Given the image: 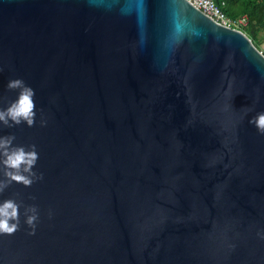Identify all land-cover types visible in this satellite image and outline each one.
<instances>
[{
  "label": "water",
  "instance_id": "1",
  "mask_svg": "<svg viewBox=\"0 0 264 264\" xmlns=\"http://www.w3.org/2000/svg\"><path fill=\"white\" fill-rule=\"evenodd\" d=\"M14 78L36 123L0 135L36 145L43 178L0 193L22 202L0 264H264V54L245 33L188 0H0V107Z\"/></svg>",
  "mask_w": 264,
  "mask_h": 264
},
{
  "label": "clouds",
  "instance_id": "2",
  "mask_svg": "<svg viewBox=\"0 0 264 264\" xmlns=\"http://www.w3.org/2000/svg\"><path fill=\"white\" fill-rule=\"evenodd\" d=\"M10 91H16L14 100L0 107V126L13 128L21 124L33 127L36 123L37 109L34 100L35 91L21 78L10 79L6 85ZM254 125L260 135H264V111L257 113L248 121ZM46 120L41 114L40 125L44 126ZM15 135H0V193H3L13 183L31 187L34 182L43 178L33 169L39 159L35 144L17 145L14 143ZM22 202L14 198L0 201V235H13L20 228V208ZM24 223L35 234L39 219L38 209L35 205L24 206ZM260 235V234H258ZM264 239V235H261Z\"/></svg>",
  "mask_w": 264,
  "mask_h": 264
},
{
  "label": "trees",
  "instance_id": "3",
  "mask_svg": "<svg viewBox=\"0 0 264 264\" xmlns=\"http://www.w3.org/2000/svg\"><path fill=\"white\" fill-rule=\"evenodd\" d=\"M215 2L230 18L244 15L246 24L242 31L251 40H255V45L260 42L256 39V33L257 30L264 32V0H215Z\"/></svg>",
  "mask_w": 264,
  "mask_h": 264
},
{
  "label": "built area",
  "instance_id": "4",
  "mask_svg": "<svg viewBox=\"0 0 264 264\" xmlns=\"http://www.w3.org/2000/svg\"><path fill=\"white\" fill-rule=\"evenodd\" d=\"M193 6L200 9L204 14L211 17L216 22L239 29V27L246 24V18L244 15L236 18H230L220 8L215 0H188Z\"/></svg>",
  "mask_w": 264,
  "mask_h": 264
},
{
  "label": "rangeland",
  "instance_id": "5",
  "mask_svg": "<svg viewBox=\"0 0 264 264\" xmlns=\"http://www.w3.org/2000/svg\"><path fill=\"white\" fill-rule=\"evenodd\" d=\"M245 25H243V26H241V27H239V30L240 31H242L243 30V27H244ZM243 32V31H242ZM243 33H245V32H243ZM264 37V32L262 31V30H257V33H256V39L258 40V41H260V42H258V43H256V45L254 44V41L253 40H251L250 38V40H251V42L263 53V51H264V40H262V38Z\"/></svg>",
  "mask_w": 264,
  "mask_h": 264
}]
</instances>
